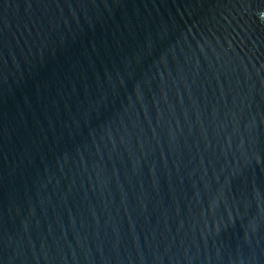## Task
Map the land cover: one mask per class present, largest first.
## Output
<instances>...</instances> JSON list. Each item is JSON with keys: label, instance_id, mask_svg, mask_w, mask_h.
Instances as JSON below:
<instances>
[{"label": "water", "instance_id": "95a60500", "mask_svg": "<svg viewBox=\"0 0 264 264\" xmlns=\"http://www.w3.org/2000/svg\"><path fill=\"white\" fill-rule=\"evenodd\" d=\"M0 264H264V0H0Z\"/></svg>", "mask_w": 264, "mask_h": 264}]
</instances>
